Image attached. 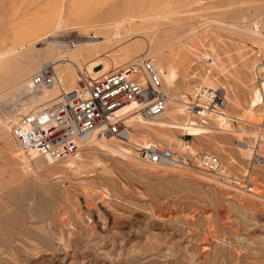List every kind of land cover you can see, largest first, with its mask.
I'll list each match as a JSON object with an SVG mask.
<instances>
[{
  "label": "rangeland",
  "instance_id": "374dc122",
  "mask_svg": "<svg viewBox=\"0 0 264 264\" xmlns=\"http://www.w3.org/2000/svg\"><path fill=\"white\" fill-rule=\"evenodd\" d=\"M37 1L0 0V54L12 51L21 38L26 41L19 54L0 59V93L52 64V48L66 54L60 46L33 41L37 34L26 30L48 10L69 11L72 0ZM79 1L81 6L99 7L100 20H111L137 0ZM145 3V11L154 4L182 15L173 17L176 25L167 19L151 20L148 28L135 23L142 30L138 35L122 29L121 40L100 43L96 50L109 54L98 59L110 67L106 74L140 56L158 63L161 56L172 55L178 72L176 92L192 102L207 78L230 98L220 111L229 115L230 127H220L214 117L218 113H211L206 115L209 132L198 137L185 130L174 132L191 148L153 139L185 155L190 162L186 166L143 160L137 146L124 144L132 150L124 156L91 141L78 151V168L63 169L75 155L59 162L50 158L53 167L42 168L35 152L19 151L7 125L19 93L29 92L13 87L0 95V264H264V102L254 113L248 109L255 90L261 89L264 99V0ZM56 38L55 44L82 39L70 31ZM135 43L140 44L130 57H123ZM87 58L76 69L79 83L85 74L106 75L95 73ZM128 119L127 130L135 132ZM116 138L112 141L120 143ZM202 153L220 158L221 175L198 167L196 158ZM249 180L257 185L255 193L244 189Z\"/></svg>",
  "mask_w": 264,
  "mask_h": 264
},
{
  "label": "bare ground",
  "instance_id": "6f19581e",
  "mask_svg": "<svg viewBox=\"0 0 264 264\" xmlns=\"http://www.w3.org/2000/svg\"><path fill=\"white\" fill-rule=\"evenodd\" d=\"M32 1L38 3L37 0H32ZM88 1H90V0H87V2ZM81 2L82 1H79V0H72V4H71V5H73L72 7L69 3V5L71 7V8H69L70 10L67 12H65V11L64 12L61 11L59 13L55 12L56 13L55 17L52 16V13L53 14H55V13L54 12L50 13V10H48L46 12L45 17L40 16L37 19V22H35L36 26H34V27L29 26V28L26 30L29 32L28 35H31V32H32V34L33 33L37 34L36 37L33 38V41H35V42L45 41V43H47L49 45H56L58 48L60 46V48H62V50L66 54H64L62 52H58L56 49H53V48H52V51L50 50L51 54L53 55V60L51 63H52V65L53 64L56 65V67L59 70L57 73L55 67L53 66V68L55 69V74H56L55 75L56 81H55V83H53V85H51V86H37L34 84V82L32 80V76H33L32 75L30 77V79H23L22 81H19L16 85L9 88L10 90H12V89H14L13 87L23 86V88L25 90L29 91V92H27V94H22L23 92L19 93V94H21V97H24L27 99V101L23 103V110L24 111H27V112L28 111H34L36 113H40V111H43L44 109L46 110L49 107L54 106L55 104L60 102L63 99V97H64L63 95L65 93H69L71 91H74L75 89H78L81 86V83H79L77 81V77L80 78V76L78 75L76 69H80L78 67L81 64V60L85 58V61H86V58L88 56H91L94 59L95 58L97 59L96 61L90 60L91 62H89L88 58H87L88 62H86L87 64L92 65V69L94 70V72L98 73V74L103 73V75H104V73L106 74V72L108 70H110V67L108 65L104 64L103 62L98 61V59H100L104 56L109 57V54H107V53L101 54L100 53L101 50L99 52L98 50H96V48L99 45H102L100 43H103V45L104 44L109 45L116 39L121 40V38H122L121 33L122 32H120V31H122V29L127 30L128 33L130 32V35H138L139 32H141L142 30L140 31V29H137L138 27H137V25H135V23L140 22L141 24H147V25H145V27H147V26L150 27L149 23L151 20L155 21L156 19L157 20L158 19H167V20L171 21L170 25H171V23L176 25L175 23H178V22L175 21L173 19V17L182 15L181 14L182 12L177 10V9L173 10V9L167 8V7H166V9H164V8L160 9V8H157V6L154 4L151 5L149 10L145 11L144 10L145 5H146L145 0H137V1H134V3L130 0L129 2H130V4L132 2V4L131 5L127 4V6L124 5L122 10L118 14V17H116L115 19H111V20H108L105 18L100 20L99 14L101 12V9L99 7H95V5L92 8L85 6V5L81 6L80 5ZM84 4H86V3H84ZM46 8L50 9L49 5H47ZM60 10H62V9H60ZM0 17H1V19L4 18L3 15L1 14V12H0ZM141 24H140V26H141ZM134 25L137 28H135ZM141 28H143V26H141ZM98 29L106 30V32H102V31L98 32L97 31ZM64 31H70V32L78 33V37H82V39H80V40L78 39V42L72 41L74 43V46L68 45L67 42L64 44H62V43L61 44L60 43L55 44V41L58 40L56 38V34H60L61 32H64ZM148 31L150 32V29ZM191 31H193V30H191ZM35 32H37V33H35ZM127 32H125V33L128 34ZM194 34H195V32H194ZM123 38H125V37L123 36ZM99 39H102V41L98 42ZM139 44L135 43L132 45V47L126 48L123 51L122 56L123 57H130L131 50L135 49L134 47L139 46ZM25 47H26V41H25V39L21 38V42L19 41L16 44H14V49L13 50L11 49L12 51L4 53V54L1 53L3 55L0 54V59H2L4 56H8L11 54L15 55L19 49H23ZM18 54H19V52H18ZM18 54H17V56H18ZM85 55H88V56L84 57ZM171 56H169V57L161 56L158 63H156L154 60L161 76L163 77L162 79H164V81H165L164 90L168 94L167 108L162 115L158 116V117L163 116V118L155 120V121H149L148 119H146L145 116H143L142 112L136 111L135 108H136L137 104L132 103V104L126 106L125 108H123L119 112L120 114H124V118H129L128 121L134 123V125L136 126L135 132H133V131L131 132V131L127 130V136L125 137V138H127V140H122L120 138L118 139V138H116L117 136H111V137L106 136V137L100 138V136H98L96 133H93L89 136H85L82 139V143H83L82 146L85 143H89L91 141H97L104 148H110L113 151L119 152L124 156H129L130 154H132V150L129 147L124 146V144L148 148V147L156 144V143H153L154 138H163L165 140H169L172 142H178L180 145V148L184 147V146L186 148H189L190 146L183 143L180 139H178L175 136L174 132L176 130L177 131L178 130L179 131L185 130L187 132V135H191L194 137H198V136L210 131V127L208 126L209 124L207 122H204L203 120H201L199 118L200 114L197 112L198 109L194 110V106H196V104L198 103L199 104L198 106H201L202 108H204L203 113L205 115L211 114L210 113L211 111L206 109L207 105L204 103V99H205L206 95L203 93L200 94V91L203 87L204 88H213L214 86L212 85V83L208 82L207 78H206V80L204 79L205 81L201 78L204 81L203 83L205 86H202L200 89H198V91L195 95V99L192 102L188 101L187 99H184L185 97L183 95H182L183 96L182 97L180 94H178L176 92L177 91L176 86H177V80H178V72L176 69L175 60ZM137 58H149V57L140 56ZM134 59H136V58H134ZM211 59L209 58V60H211ZM215 63H216V61L213 60V62L211 61L210 64L213 65ZM215 66H217V65H215ZM42 67L40 68V70L42 69ZM100 67H101V69H98ZM70 68L73 71H71ZM74 69H75V71H74ZM40 70H38L37 72H39ZM220 70H223V69H220ZM87 73H88V71H87ZM86 77H88V76H86ZM92 78L96 79L97 77H95V78L92 77ZM83 80H86V79H83ZM80 81H81V78H80ZM263 84H264V82H263ZM9 89L7 88V90H9ZM24 89H23V91H24ZM260 90L259 89L255 90L256 93H255V95L253 94L254 99L253 100L251 99L252 102L249 105L250 108H248V109H250L249 111H251L253 113H254L253 110L258 108L260 106V104L264 102L263 95H262L263 93H261ZM5 91L1 92L0 95H4V94L9 92V91L5 92ZM198 95H201L202 101L197 100ZM225 95H226L227 100H229L230 98H228V94L226 92H225ZM32 100L36 104L35 103L33 104ZM36 101L39 102L40 104L37 103ZM235 101H236V98H235ZM228 102H230V101H228ZM232 102H234V101H232ZM35 105H39V106H35ZM228 105H229V103H228ZM195 116L200 121H198V119L196 120ZM10 117L11 116L7 115L6 120L8 121V118H10ZM158 117H154V118H158ZM214 117L217 118L216 120H218L219 125H221L220 127L225 128V130L230 127L229 115L227 114L225 109L223 110V112H219L218 114H216V116L214 115ZM7 125H9L8 122H7ZM10 132H11V130H10ZM11 135L13 136L14 140L17 142V139L15 138L14 134L11 133ZM115 138L118 139V142H120V143H117L116 140H115V142H113L112 140ZM17 144H18V142H17ZM18 146H19V144H18ZM19 151L22 154H27V153L23 152L20 149V147H19ZM31 153H34V152H31ZM35 153L37 154V162L42 168H48L52 164H54L55 162L60 161V160H55L52 157L47 156V155H39L37 152H35ZM30 154H28V155H30ZM208 154H211V153H208ZM46 156H47V158H46ZM75 156L78 158L76 159V157H74L73 160L71 159V160L67 161V163H65L64 167L62 164L64 171L67 172L68 170H73L74 168L79 167L80 162L78 159H79L80 153L78 152L77 155H75ZM50 158L52 160H54L55 162L51 163L52 160ZM184 166H186V165H184ZM51 167H53V166H51ZM83 167H85V164ZM198 167H199V165H198ZM58 169H60V168H58Z\"/></svg>",
  "mask_w": 264,
  "mask_h": 264
},
{
  "label": "built area",
  "instance_id": "2783aa9c",
  "mask_svg": "<svg viewBox=\"0 0 264 264\" xmlns=\"http://www.w3.org/2000/svg\"><path fill=\"white\" fill-rule=\"evenodd\" d=\"M67 44L74 46L72 41ZM55 75L53 65L45 64L33 74L32 80L37 86H51L56 81ZM84 79L78 89L65 93L60 102L40 113L24 111L23 103L27 101L24 97L13 104L7 114L11 116L8 118L9 129L23 152H37L55 160H64L76 155L83 147L82 139L93 133L100 137L125 138L128 126L124 114L119 112L126 106L136 103V111L150 118L162 115L167 108L168 94L152 58H136L100 78ZM202 93L206 95V109L212 114L219 113L228 104L224 91L203 87ZM197 100L202 101L201 95ZM198 105L194 110L198 109L199 118L207 122L204 108ZM138 151L140 158L151 163L172 166L190 163L185 155L160 144L140 147ZM196 160L202 170L221 175L218 156L202 153ZM244 189L255 193L256 185L249 180Z\"/></svg>",
  "mask_w": 264,
  "mask_h": 264
}]
</instances>
